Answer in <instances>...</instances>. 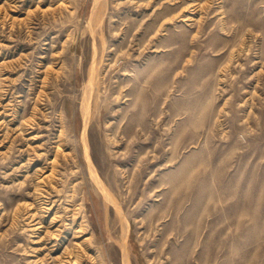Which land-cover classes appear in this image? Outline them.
Here are the masks:
<instances>
[{"label":"rangeland","instance_id":"374dc122","mask_svg":"<svg viewBox=\"0 0 264 264\" xmlns=\"http://www.w3.org/2000/svg\"><path fill=\"white\" fill-rule=\"evenodd\" d=\"M97 1L0 0V264H264V0Z\"/></svg>","mask_w":264,"mask_h":264},{"label":"bare ground","instance_id":"6f19581e","mask_svg":"<svg viewBox=\"0 0 264 264\" xmlns=\"http://www.w3.org/2000/svg\"><path fill=\"white\" fill-rule=\"evenodd\" d=\"M95 2H93V6H92V13H91V16H90V21H89V25L91 27V25L95 22H93L94 18H95V11L97 10V0H94ZM97 18V17H96ZM96 18H95V21H96ZM99 20V19H98ZM93 22V23H92ZM100 23V22H99ZM98 24V23H97ZM96 24V25H97ZM94 25V24H93ZM95 26V25H94ZM96 28V27H95ZM94 75V74H93ZM93 75H91L86 83V86L88 88V93H85L84 95V101H82L83 103H81V109H82V116H83V127H82V133H81V136H82V145H83V155H84V158H85V161L87 163V166H88V170H89V176L91 178V180L93 181V184L95 185V187L98 189V192L100 193L101 197L103 198L104 201H107L109 202V204H111L116 210H118V212H120L119 210V207H118V204H116L115 200L113 199L111 193L109 192V190L107 189V187L104 185V183L101 181V179L99 178V175H97L96 173V170L93 166V163L91 161V158H90V153H89V147H88V144H87V141H86V138H85V132L87 131L86 128H87V112L88 111V99H89V96H90V91L92 89V77ZM83 99V97H82ZM108 204V203H107ZM35 214V213H34ZM37 214V212H36ZM124 219V218H123ZM122 219V220H123ZM52 221V220H51ZM125 222V219L123 220ZM42 223V219H40V216L38 217V220H36V228H39L41 227ZM52 223V222H51ZM122 223V221H121ZM127 225V224H126ZM123 227L125 228L124 224H123ZM129 227V226H128ZM122 228V227H121ZM123 228V229H124ZM81 228H79V230H77V232L80 231ZM122 229V230H123ZM120 230V229H119ZM38 233V232H37ZM127 236L126 235V229L123 233V239H125ZM126 240V239H125ZM37 241H40V238L37 240ZM81 244V243H80ZM79 244V245H80ZM78 248V246H77ZM81 250V249H80ZM69 254V255H68ZM67 255V257H65L64 259H60L59 260V263L60 264H78L80 261V254L78 253V251H76L75 253L73 252H69ZM121 258H122V261L124 262V264H127V250L125 248V242L123 240L122 242V246H121ZM40 261V260H39Z\"/></svg>","mask_w":264,"mask_h":264}]
</instances>
